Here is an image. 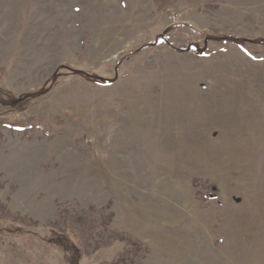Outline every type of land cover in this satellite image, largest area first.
Listing matches in <instances>:
<instances>
[{
    "label": "rangeland",
    "instance_id": "obj_1",
    "mask_svg": "<svg viewBox=\"0 0 264 264\" xmlns=\"http://www.w3.org/2000/svg\"><path fill=\"white\" fill-rule=\"evenodd\" d=\"M0 264H264V0H0Z\"/></svg>",
    "mask_w": 264,
    "mask_h": 264
},
{
    "label": "trees",
    "instance_id": "obj_2",
    "mask_svg": "<svg viewBox=\"0 0 264 264\" xmlns=\"http://www.w3.org/2000/svg\"><path fill=\"white\" fill-rule=\"evenodd\" d=\"M35 94H38V93H32L31 95H35ZM26 98V96H24V97H22V98H19V99H17V101L16 102H21L23 99H25Z\"/></svg>",
    "mask_w": 264,
    "mask_h": 264
}]
</instances>
